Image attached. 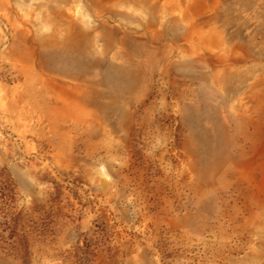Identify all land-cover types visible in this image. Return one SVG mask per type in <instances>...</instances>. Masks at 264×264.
Segmentation results:
<instances>
[{
	"label": "rangeland",
	"instance_id": "rangeland-1",
	"mask_svg": "<svg viewBox=\"0 0 264 264\" xmlns=\"http://www.w3.org/2000/svg\"><path fill=\"white\" fill-rule=\"evenodd\" d=\"M0 264H264V0H0Z\"/></svg>",
	"mask_w": 264,
	"mask_h": 264
}]
</instances>
